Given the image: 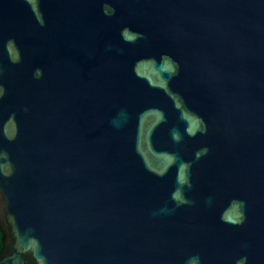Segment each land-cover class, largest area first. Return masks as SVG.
<instances>
[{
    "label": "water",
    "instance_id": "obj_1",
    "mask_svg": "<svg viewBox=\"0 0 264 264\" xmlns=\"http://www.w3.org/2000/svg\"><path fill=\"white\" fill-rule=\"evenodd\" d=\"M0 264H264V0H0Z\"/></svg>",
    "mask_w": 264,
    "mask_h": 264
},
{
    "label": "trees",
    "instance_id": "obj_2",
    "mask_svg": "<svg viewBox=\"0 0 264 264\" xmlns=\"http://www.w3.org/2000/svg\"><path fill=\"white\" fill-rule=\"evenodd\" d=\"M3 238H4V235L2 233V230L0 229V254L3 250Z\"/></svg>",
    "mask_w": 264,
    "mask_h": 264
}]
</instances>
